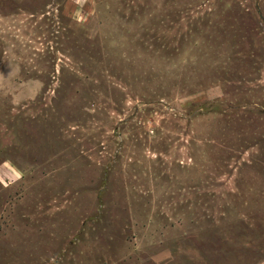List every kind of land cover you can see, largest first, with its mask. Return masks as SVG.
<instances>
[{"label":"rangeland","instance_id":"obj_1","mask_svg":"<svg viewBox=\"0 0 264 264\" xmlns=\"http://www.w3.org/2000/svg\"><path fill=\"white\" fill-rule=\"evenodd\" d=\"M0 264H264V0H0Z\"/></svg>","mask_w":264,"mask_h":264}]
</instances>
